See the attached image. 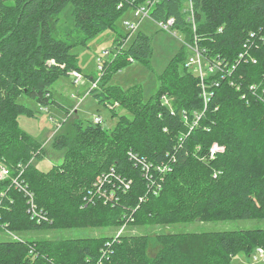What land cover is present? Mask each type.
Masks as SVG:
<instances>
[{
    "label": "trees",
    "instance_id": "obj_1",
    "mask_svg": "<svg viewBox=\"0 0 264 264\" xmlns=\"http://www.w3.org/2000/svg\"><path fill=\"white\" fill-rule=\"evenodd\" d=\"M184 1L0 0V166L10 172L0 179V264H233L241 253L264 249V229L173 231L194 222L264 220V0H193L195 32ZM148 2L152 20L175 19L187 43L228 66L206 78L207 103L201 78L186 66L185 44L148 101L138 87L108 85L134 62L150 65L152 38L138 32L121 49L130 34L117 27ZM68 5L75 27L61 32ZM108 30L116 34L117 54L103 62L102 82L89 93L132 117L120 116L111 131L69 118L52 138L62 163L41 171L35 162L45 149L19 125L21 116L35 113L19 100L59 105L53 86L81 72L73 50ZM90 228L113 232L55 238Z\"/></svg>",
    "mask_w": 264,
    "mask_h": 264
},
{
    "label": "rangeland",
    "instance_id": "obj_2",
    "mask_svg": "<svg viewBox=\"0 0 264 264\" xmlns=\"http://www.w3.org/2000/svg\"><path fill=\"white\" fill-rule=\"evenodd\" d=\"M73 6L68 5L60 14L58 29L61 32H71L75 25L72 18ZM134 9H130L117 21V27L121 33L130 34L124 44L129 47L138 32L145 33L152 38L153 54L150 65L134 62L123 70L114 73L108 80V85L119 86L123 90L138 87L142 91L143 100L148 101L156 92L159 86L158 76L165 70L171 60L180 51L186 42L184 34L177 30L167 32L161 30L153 20L135 17ZM126 23L138 25L135 31H131ZM176 33V34H174ZM116 34L110 30L100 34L89 42L88 47H79L73 50L78 57V67L85 76L81 85H75L71 77L61 78L53 86V97L57 104H51L47 108L38 105L33 100L21 97L20 102L29 106L35 113L34 117L21 116L20 127L37 139L44 147L46 156L43 160L35 162V165L44 172H48L53 166L59 165L64 159V152L55 151L52 148V138L61 128L60 125L69 118L75 117L85 125L93 123L95 116L103 118L102 126L111 131L118 123L120 116L132 115L122 107L117 106L115 112L107 105H100L90 95V89L98 81L100 86L103 71L99 65L108 62L117 54L115 44ZM188 44V43H187ZM189 50L188 59L193 56ZM203 69H207L206 63H202ZM92 78H96L92 80ZM114 113L116 115H114ZM264 229V220H244L234 222H194L190 224L177 225L173 227L175 232L203 233V232H224L238 230ZM143 230V229H142ZM160 230V229H159ZM111 229H82L61 231L55 235L57 239L100 237L111 234ZM137 233V232H136ZM0 235V240H2ZM233 264H264L262 257L255 252L247 255L241 253L233 258Z\"/></svg>",
    "mask_w": 264,
    "mask_h": 264
},
{
    "label": "built area",
    "instance_id": "obj_3",
    "mask_svg": "<svg viewBox=\"0 0 264 264\" xmlns=\"http://www.w3.org/2000/svg\"><path fill=\"white\" fill-rule=\"evenodd\" d=\"M154 5V2H148L146 5H143L141 7H138L134 10V15L136 18H140L139 20H142V19H150L152 20L151 18V8L153 7ZM183 11L187 14L188 16V21L192 24V28H193V31L195 32L196 29H197V24H196V17H195V9H194V3H193V0H185L184 1V9ZM143 21V20H142ZM154 21V20H153ZM156 25L159 26V28L161 30H165L167 32H170L171 30H175V25H176V21L175 19L171 18L167 21H162V22H156ZM126 26L131 30V31H135L137 28H138V25L136 24H132V23H126ZM178 31V30H177ZM176 34V33H174ZM253 37V35L251 36ZM186 46H188L192 51H193V56H191L188 60H187V63H186V66L188 68H192L195 72L196 75H198L200 78H201V83H202V97L204 98L205 100V103H207L209 101V97L212 95L211 92H209L208 90V85L205 83L206 81V78L211 75V74H215L217 72H227L229 71V69H227V65L225 64H221L219 61H216V60H210L208 59V57L205 56V54L203 53V51H201L198 47V45L196 44V42L194 44H187V43H184ZM124 47H122L121 49H123ZM244 57V54L240 55V59H243ZM254 60V59H253ZM203 61L206 63L207 65V69L204 70L203 69ZM254 62H256V60H254ZM102 64L103 62L99 65V69L100 71L103 70V67H102ZM70 77L72 78L73 80V83L75 85H81V83L83 82L84 80V75L79 72V71H71L70 73ZM97 83L98 81H96L93 85V88L92 89H95L97 88ZM216 87L219 86V83H215L214 84ZM231 85H233V83H231ZM250 90L251 91H255L257 90V87L256 86H251L250 87ZM49 96V95H47ZM162 102L163 104H165L166 106L168 107H171V100L168 99L167 97H163L162 99ZM196 120H199L201 118V116L199 115H196ZM93 123L94 124H102L103 123V118L101 116H95L94 119H93ZM217 150V148L215 147V149H213L211 152H212V158L214 156V153L215 151ZM10 177V172L9 170L6 168V167H3V166H0V179H6V178H9ZM12 179V178H11ZM12 182L14 185H17V187H19L20 183H19V180L17 178H14L12 179ZM31 199L33 198L32 195H30ZM30 206H32L30 208V213L32 215V219H37L38 222L40 220H43L41 218H43L41 216V213H39L37 211V208H36V205L34 204L33 202V199L30 200ZM14 236V235H12ZM16 239H18L17 237H15ZM257 253L262 257V259L264 260V249L263 248H258L256 249Z\"/></svg>",
    "mask_w": 264,
    "mask_h": 264
},
{
    "label": "water",
    "instance_id": "obj_4",
    "mask_svg": "<svg viewBox=\"0 0 264 264\" xmlns=\"http://www.w3.org/2000/svg\"><path fill=\"white\" fill-rule=\"evenodd\" d=\"M182 115V113L180 112V116Z\"/></svg>",
    "mask_w": 264,
    "mask_h": 264
},
{
    "label": "crops",
    "instance_id": "obj_5",
    "mask_svg": "<svg viewBox=\"0 0 264 264\" xmlns=\"http://www.w3.org/2000/svg\"><path fill=\"white\" fill-rule=\"evenodd\" d=\"M52 95H53V92H52Z\"/></svg>",
    "mask_w": 264,
    "mask_h": 264
}]
</instances>
